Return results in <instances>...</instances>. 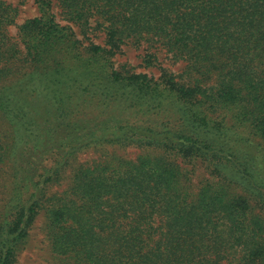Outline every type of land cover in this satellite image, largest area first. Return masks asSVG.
I'll return each instance as SVG.
<instances>
[{"label":"trees","instance_id":"obj_1","mask_svg":"<svg viewBox=\"0 0 264 264\" xmlns=\"http://www.w3.org/2000/svg\"><path fill=\"white\" fill-rule=\"evenodd\" d=\"M35 1L15 41L0 0V264L42 210L67 264H264V0ZM127 41L183 72L116 66Z\"/></svg>","mask_w":264,"mask_h":264},{"label":"rangeland","instance_id":"obj_2","mask_svg":"<svg viewBox=\"0 0 264 264\" xmlns=\"http://www.w3.org/2000/svg\"><path fill=\"white\" fill-rule=\"evenodd\" d=\"M8 3L12 4L17 8L18 15L15 24L9 27V34L14 38L15 41H19V31L20 26L24 24L26 21L35 18L40 15L38 4L35 0H7ZM53 11L57 14V19L66 24L67 22L64 20L61 9L57 3V0H53ZM95 25V24H94ZM78 31V28L75 27ZM80 37L85 41V43H89L93 41L97 44H104L105 42V33L101 30H94L88 34V37ZM148 52L146 44H142L138 46L132 41H127L121 48V51L114 57V61L116 66H120L122 64H128L130 67H133L136 72H147L153 73L156 76H159L161 73L160 67L170 68L173 72L179 74L182 73L185 67V62H176L173 63V60L166 57V53L164 51H157V49H151V54L158 52V60L152 66L145 65L144 57ZM117 153L121 156L129 159H135L138 155L147 152L146 149L130 146L126 148H116ZM104 155L101 150H89L81 153L76 162H93L94 160H102L104 159ZM3 168L8 169V167L4 164ZM183 168H193L191 165L182 163ZM195 172L193 173V183L199 184L203 179H209L210 176L205 171V168L202 165H196L194 167ZM2 174V173H1ZM6 174L3 173L0 176V207L4 200L7 199V187L4 184L6 181ZM70 178H65L60 182L51 185L48 190L50 193L53 192H61L63 191L69 184ZM28 242L23 247L22 251L16 257L14 264H67L63 257L56 255L51 248L49 242V234H48V222L46 218L45 211L42 210L36 216L34 223L30 228Z\"/></svg>","mask_w":264,"mask_h":264}]
</instances>
